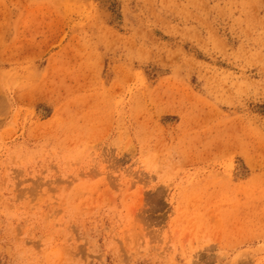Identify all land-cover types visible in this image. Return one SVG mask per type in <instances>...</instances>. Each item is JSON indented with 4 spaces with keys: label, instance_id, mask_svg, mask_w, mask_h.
Returning <instances> with one entry per match:
<instances>
[{
    "label": "rangeland",
    "instance_id": "1",
    "mask_svg": "<svg viewBox=\"0 0 264 264\" xmlns=\"http://www.w3.org/2000/svg\"><path fill=\"white\" fill-rule=\"evenodd\" d=\"M0 264H264V0H0Z\"/></svg>",
    "mask_w": 264,
    "mask_h": 264
}]
</instances>
